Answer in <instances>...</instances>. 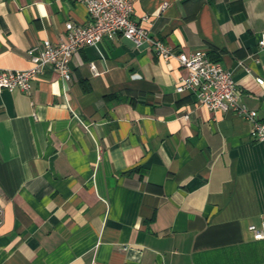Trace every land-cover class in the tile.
<instances>
[{
    "label": "crops",
    "instance_id": "obj_1",
    "mask_svg": "<svg viewBox=\"0 0 264 264\" xmlns=\"http://www.w3.org/2000/svg\"><path fill=\"white\" fill-rule=\"evenodd\" d=\"M132 18L169 60L117 35L77 50L69 81L0 90V264H264V141L175 91L176 56L205 50L264 122V0H133ZM67 21L83 3L0 0V68Z\"/></svg>",
    "mask_w": 264,
    "mask_h": 264
},
{
    "label": "built area",
    "instance_id": "obj_2",
    "mask_svg": "<svg viewBox=\"0 0 264 264\" xmlns=\"http://www.w3.org/2000/svg\"><path fill=\"white\" fill-rule=\"evenodd\" d=\"M83 3L88 22L84 25L67 21L65 34L56 43L43 41L42 47L28 49L31 65L26 69L8 70L0 68V90L27 92L31 83L46 70L56 73L64 81L71 79L70 65L77 50L97 46L103 38L112 40L117 35L130 40L136 47L148 44L162 60H169L173 54L171 47L161 39L152 37L149 31L132 18L133 0H73ZM147 21L146 15L141 17ZM258 45L264 49V33H261ZM181 67L187 71L175 87L178 93L187 92L197 102L211 111L233 112L249 121V135L253 140L264 141V122L256 119L257 112L241 102L237 84L232 72L224 69L218 62L209 59L202 49L177 56ZM90 69L95 72L93 64ZM260 85L261 77H256ZM1 214V208H0ZM253 239H264V221L259 226L249 225Z\"/></svg>",
    "mask_w": 264,
    "mask_h": 264
}]
</instances>
